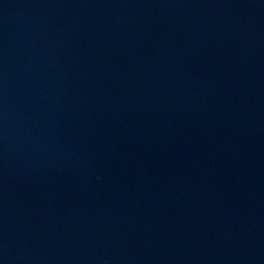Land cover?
Masks as SVG:
<instances>
[{
    "label": "water",
    "instance_id": "95a60500",
    "mask_svg": "<svg viewBox=\"0 0 264 264\" xmlns=\"http://www.w3.org/2000/svg\"><path fill=\"white\" fill-rule=\"evenodd\" d=\"M0 264H264V0H0Z\"/></svg>",
    "mask_w": 264,
    "mask_h": 264
}]
</instances>
